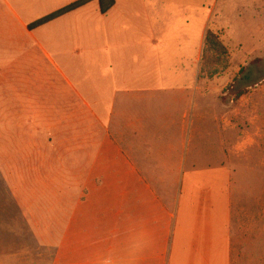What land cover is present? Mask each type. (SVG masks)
I'll use <instances>...</instances> for the list:
<instances>
[{
  "label": "crops",
  "instance_id": "0c3cea01",
  "mask_svg": "<svg viewBox=\"0 0 264 264\" xmlns=\"http://www.w3.org/2000/svg\"><path fill=\"white\" fill-rule=\"evenodd\" d=\"M76 1L0 0V210L29 226L55 213L36 228L57 244L53 264H233L222 153L243 97L224 99L223 76L201 78L208 15L162 50L155 1L138 17L135 3L102 14L93 2L30 29ZM85 66L97 76L67 79ZM209 136L215 165L199 154ZM64 182L69 202L54 192ZM32 188L54 208H34Z\"/></svg>",
  "mask_w": 264,
  "mask_h": 264
},
{
  "label": "rangeland",
  "instance_id": "374dc122",
  "mask_svg": "<svg viewBox=\"0 0 264 264\" xmlns=\"http://www.w3.org/2000/svg\"><path fill=\"white\" fill-rule=\"evenodd\" d=\"M117 1L124 11L136 4V12L132 9L134 15L129 14V17L144 15L142 13L152 7L150 3L157 2V9L153 6L151 10L160 18V50L174 41L182 42L187 20L194 23V27L203 23L206 15L208 30L218 34L227 47L231 55L230 70L221 79L214 80L231 82L223 93L224 99L239 94L243 97L232 106V111L238 110L235 122L239 125V135H225V152L222 153L224 164L231 171L232 262L264 264V0ZM96 66H85L77 73L65 68V75L78 85L97 76ZM38 127L32 123L33 132ZM219 142V137L209 136L200 145L199 154L207 155V165H215L212 156L219 151ZM57 185L54 192L57 196L65 195L69 202L75 192L73 185L67 182ZM0 190L2 205L6 198L2 187ZM32 192L37 194L36 189L32 188ZM46 203L50 208L55 206L53 200L46 202L38 193L34 208ZM27 217L22 212L4 214L0 210V264L54 263L57 244H45L43 238L47 233L36 228L55 226V213L50 215L43 210V215L32 217L31 226ZM49 235L54 240L55 232Z\"/></svg>",
  "mask_w": 264,
  "mask_h": 264
},
{
  "label": "trees",
  "instance_id": "16d2710c",
  "mask_svg": "<svg viewBox=\"0 0 264 264\" xmlns=\"http://www.w3.org/2000/svg\"><path fill=\"white\" fill-rule=\"evenodd\" d=\"M93 2H98L102 14H107L114 6L115 0H78L32 24L36 29L77 11ZM231 55L218 34L207 31L201 59V78L212 80L223 76L230 68ZM242 97L239 94L237 98Z\"/></svg>",
  "mask_w": 264,
  "mask_h": 264
}]
</instances>
